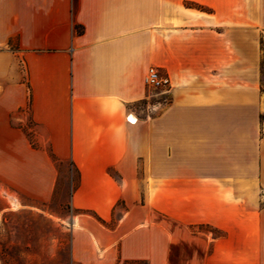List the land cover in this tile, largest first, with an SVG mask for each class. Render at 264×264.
<instances>
[{
  "label": "crops",
  "instance_id": "obj_1",
  "mask_svg": "<svg viewBox=\"0 0 264 264\" xmlns=\"http://www.w3.org/2000/svg\"><path fill=\"white\" fill-rule=\"evenodd\" d=\"M51 154L114 221L70 218L76 264H264V0H0V183L47 203Z\"/></svg>",
  "mask_w": 264,
  "mask_h": 264
},
{
  "label": "rangeland",
  "instance_id": "obj_2",
  "mask_svg": "<svg viewBox=\"0 0 264 264\" xmlns=\"http://www.w3.org/2000/svg\"><path fill=\"white\" fill-rule=\"evenodd\" d=\"M150 91L155 95L160 92ZM153 101L161 102V96H154ZM23 131L29 140L33 139L29 121ZM54 165L57 182L52 198L43 205L20 198L0 183V264H76L70 256L68 230L73 216L69 207V179L74 174L67 160ZM59 219L65 225H60Z\"/></svg>",
  "mask_w": 264,
  "mask_h": 264
},
{
  "label": "trees",
  "instance_id": "obj_3",
  "mask_svg": "<svg viewBox=\"0 0 264 264\" xmlns=\"http://www.w3.org/2000/svg\"><path fill=\"white\" fill-rule=\"evenodd\" d=\"M75 29H76V32L78 34H80L82 32L81 30H79L77 28H75ZM50 156H51L52 161L55 164H58V165L61 164V162L57 158H55L52 154ZM68 164H69V167L71 168V171L74 174V178H75L74 179L73 177H71L69 179V181H70L69 197H70L71 196V193L74 192L76 190V188L78 187V185H79V172H78L77 168L74 166V164L71 161ZM71 212L73 213V215H76V214H86V215H89V216L93 217L97 222H99L100 224H102L103 226H105L106 228H109V229H111L114 226V221H111L109 223H106L103 220H101L97 215H95L93 213H89V212H86V211L85 212L84 211H78V210H73V209L71 210ZM124 264H144V263H140V262L126 263L125 262Z\"/></svg>",
  "mask_w": 264,
  "mask_h": 264
},
{
  "label": "built area",
  "instance_id": "obj_4",
  "mask_svg": "<svg viewBox=\"0 0 264 264\" xmlns=\"http://www.w3.org/2000/svg\"><path fill=\"white\" fill-rule=\"evenodd\" d=\"M144 85L152 91H169L171 88L170 80L166 74H163L159 69L150 67L147 69L144 77Z\"/></svg>",
  "mask_w": 264,
  "mask_h": 264
}]
</instances>
